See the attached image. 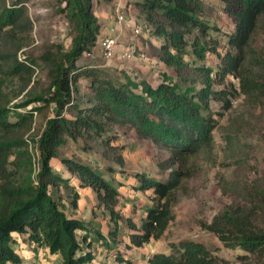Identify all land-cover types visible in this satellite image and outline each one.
<instances>
[{
  "label": "trees",
  "instance_id": "16d2710c",
  "mask_svg": "<svg viewBox=\"0 0 264 264\" xmlns=\"http://www.w3.org/2000/svg\"><path fill=\"white\" fill-rule=\"evenodd\" d=\"M64 1L61 11L72 25V44L68 50L54 44L41 55L49 79L47 88L41 91L28 89L33 66L30 59L18 57L24 33L32 25L28 10L21 3L0 8V264H25L15 248L18 237L25 235L50 253L59 254L62 264H91L98 257L92 250V238L109 235L69 214L63 201L51 193L53 187L69 191L73 209L78 206L77 186L91 188L97 194V206L108 210L114 223L110 233L116 237L121 219L116 209L121 201L119 188L90 163L71 157L61 159L69 176L54 169L53 160L59 158L58 150L68 139L98 138L108 131L116 134V126L129 127L141 138L171 151L165 166L169 170L167 180L137 176V189L154 193L150 196L153 205L147 207L141 228L127 220L135 230L130 239L140 247L164 234L173 217L171 194L189 175L188 161L213 143L211 101L224 100L225 107L230 106L227 90L215 89V83L232 75L239 78L244 94L264 97V55L252 48L255 35L264 32V0H222L236 24L229 41L237 53L228 56L215 73L208 67L199 68L201 87L196 85L197 80L188 83L189 76H184L182 69L187 65V34L193 29L203 36L209 33L210 24L202 18L203 0L137 2L150 28L164 39L158 58L182 77L179 82L173 74L164 72L157 84L137 80L124 71L122 80L100 68L81 66L79 60L96 44L101 25L91 0ZM193 46L196 55L205 59L209 50L205 41L196 36ZM82 79L88 82L81 84ZM22 94L20 102L11 104ZM39 102L53 107L55 113L37 140L40 167L36 171L26 135L32 130L34 111L41 106L25 112L19 109ZM114 140L115 136L107 137L105 143L118 150ZM117 161L125 164L121 153ZM205 226L227 246H240L264 258V227L258 225L254 207L227 208ZM104 241L113 249L107 239ZM173 248V252L156 253L151 264L213 262L211 251L202 242L182 241Z\"/></svg>",
  "mask_w": 264,
  "mask_h": 264
},
{
  "label": "rangeland",
  "instance_id": "374dc122",
  "mask_svg": "<svg viewBox=\"0 0 264 264\" xmlns=\"http://www.w3.org/2000/svg\"><path fill=\"white\" fill-rule=\"evenodd\" d=\"M138 1L140 0H91L101 30L96 44L91 47L90 52L83 54L79 64L100 68L122 80L124 71L137 80L145 79L157 84L164 72H169L181 82L182 77H178L172 68L158 58V48L164 39L150 28L140 11ZM203 2L202 18L210 24L209 33L203 36L197 29H193L187 34L189 46L184 56L187 65L182 69V74L189 76L188 83L197 80L198 87L202 86L199 68L208 67L215 73L224 66L228 56L237 53V49L229 41L236 24L227 13L225 3L222 0ZM15 3L26 6L32 22L31 28L24 33V45L19 48L18 57L21 60L30 59L33 66L28 89L41 91L49 84L47 68L40 59L41 55L54 44L67 50L72 44V25L61 11L66 3L64 0H0V8ZM117 12L125 17L122 24L118 25L111 22V16H115ZM111 26L116 27L113 32L118 38L120 51L126 49L133 52L130 59L117 56L109 60L105 57L102 39ZM138 26L143 28V33L139 35L134 33V28ZM196 36L202 38L209 48L205 59L199 58L194 52ZM215 48L217 51L213 52ZM252 48L264 55V32L259 31L255 35ZM87 82V79L81 80V84ZM214 87L227 90L230 106L225 107L224 100L211 101L215 118L213 143L210 148L202 149L188 161L186 172L189 175L181 179L171 194L173 217L164 234L159 239L152 238L140 247L130 239V233L135 230L127 220L140 227L146 218L147 207L153 205L150 196L154 193L151 190L137 189V176L144 174L154 179L167 180L169 170L165 166H168L171 151L162 144L141 138L134 129L119 126L115 127L117 135L108 131L103 137L68 139L59 148V158L53 160L57 172L61 173L63 168L61 159L71 157L96 167L121 192V201L116 207L121 214L116 237L110 233L107 237L97 235L92 238V250L100 257L92 264H151L156 253L173 252V247L182 241L206 244L213 258L211 264H264V258L240 246H227L216 233L205 226L227 208L247 206L256 209V221L264 227V97L256 99L244 94L240 90L239 78L232 75L226 76L220 84L215 83ZM22 98L23 94L11 104L20 102ZM36 106L41 108L34 111L32 130L26 135V139L34 155V168L38 171L40 163L37 140L48 118L54 116L55 109L39 102L19 110L25 112ZM112 136H115L113 144L117 145L118 150L105 143L107 137ZM118 153L122 154L124 165L117 161ZM51 193L63 201L70 214L73 205L69 191H57L53 187ZM79 197L76 213L86 220L107 217L103 222V229L110 232L114 223L110 220L108 210L103 213L97 206V194L87 188L80 192ZM87 225H90L89 222ZM18 239L15 248L21 252L25 264H62L59 254H52L47 247L31 242L27 235L19 236ZM104 239L109 241L113 249L108 248V242Z\"/></svg>",
  "mask_w": 264,
  "mask_h": 264
},
{
  "label": "built area",
  "instance_id": "2783aa9c",
  "mask_svg": "<svg viewBox=\"0 0 264 264\" xmlns=\"http://www.w3.org/2000/svg\"><path fill=\"white\" fill-rule=\"evenodd\" d=\"M124 15L120 12H117L115 16H111V22L114 24H122L124 21ZM115 20V21H114ZM116 27L111 26L108 30V33L103 37L102 39V46H103V52L107 59L111 60L115 57L119 56V58L124 59H130L133 57V52L123 49L120 51L119 49V42L116 34L113 32L115 31ZM134 33L139 35L143 33V28L141 26H138L134 28Z\"/></svg>",
  "mask_w": 264,
  "mask_h": 264
},
{
  "label": "crops",
  "instance_id": "0c3cea01",
  "mask_svg": "<svg viewBox=\"0 0 264 264\" xmlns=\"http://www.w3.org/2000/svg\"><path fill=\"white\" fill-rule=\"evenodd\" d=\"M62 167L64 168V170H63V168H62V170H61V174H63V175H66V176H69L70 174L68 173V171L66 170V168H65V166L62 164ZM60 173V172H59ZM91 189V188H89V187H81V186H77V188H76V191H78L79 192V194H80V192L81 191H83L84 189ZM92 190V189H91ZM93 191V190H92ZM94 192V191H93ZM79 202H80V197L78 198V206H79ZM77 206V207H78ZM94 209H95V206L93 207ZM76 209L77 208H75V210H71V212H70V214L71 215H74V216H77V217H80L77 213H76ZM102 210H103V213H106V210H104V208H101ZM80 218H83V217H80ZM107 217H105V219H106ZM83 219H85V218H83ZM105 219H98V217H94V219L93 220H86L87 222H89V224H91L92 226H94V227H97L99 230H101L102 231V233L104 234V235H109L110 234V232H109V230L108 231H105L104 229H103V222H104V220ZM101 227V228H100ZM49 251V250H48ZM98 257H99V255H98ZM100 258V257H99ZM97 259V258H96ZM92 264V263H91Z\"/></svg>",
  "mask_w": 264,
  "mask_h": 264
}]
</instances>
